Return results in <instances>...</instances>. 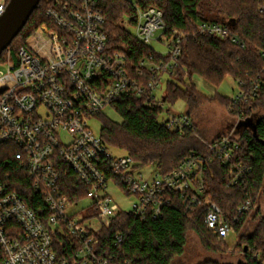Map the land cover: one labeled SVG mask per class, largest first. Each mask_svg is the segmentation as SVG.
I'll return each mask as SVG.
<instances>
[{"label":"built area","instance_id":"obj_1","mask_svg":"<svg viewBox=\"0 0 264 264\" xmlns=\"http://www.w3.org/2000/svg\"><path fill=\"white\" fill-rule=\"evenodd\" d=\"M127 1L136 13L135 36L153 51V41H164L168 60L151 55L133 69L125 53L108 46L104 12L97 0H52L47 16L57 31L40 28L20 48L17 60L9 51L6 61L0 62L6 67L0 72V165L5 158L1 166L9 167L4 171L0 166V264H123L107 254L100 239L125 211L109 195L111 185L133 198L128 212L143 222L162 218L172 195L180 194L186 204L205 207L207 228L224 241L237 237L235 224L259 209L247 199L228 220L205 194V168L215 160L228 169L232 187L250 174L248 166L234 162L235 136L221 135L205 143L206 154L193 152L174 172L163 175L153 166L138 168L127 154L115 156L92 131L90 120L120 96L144 98L148 106L165 112L156 91L164 76L173 77L183 68L181 39L164 37L163 12L142 9L140 0ZM7 2L0 0V17ZM198 28L239 43L228 26L201 23ZM239 86L235 103L257 97L259 83L248 92L242 83ZM166 112L168 130L183 135L195 129L187 113ZM63 164L87 187L82 200L72 201L65 192ZM23 173L42 197L46 217L14 189V176ZM58 238L68 240L71 258L60 254ZM115 239L121 244L123 236Z\"/></svg>","mask_w":264,"mask_h":264},{"label":"trees","instance_id":"obj_2","mask_svg":"<svg viewBox=\"0 0 264 264\" xmlns=\"http://www.w3.org/2000/svg\"><path fill=\"white\" fill-rule=\"evenodd\" d=\"M97 2L104 12L103 30L108 36V46L125 53L133 69L151 55L159 61L168 60L167 56L143 44L127 28L128 24L135 25L136 16L127 0ZM51 4L52 0H41L25 28L1 56L0 62L6 61L9 51L17 60L20 48L40 28L57 31L47 16ZM139 6L161 10L164 14V37L168 40L181 39L180 62L183 68H179L168 80L163 103L174 104L182 100L198 106L203 101H218L242 123L253 119L255 108L264 111V0H140ZM201 23L230 27L239 43H234L229 37L202 33L198 28ZM194 76H200L217 87L230 76L242 83L247 92L253 83H259V90L257 97L246 103H235L219 93L208 99L192 83ZM110 107L121 116L122 123L100 115L98 118L103 121L100 137L111 149L122 150L132 157L138 168L153 166L166 175L174 172L191 153H207L190 112L187 114L195 129L181 135L168 130L162 117L164 110L148 106L144 98L120 96ZM235 141L238 150L234 152V162L251 169L246 179L237 186H230L229 171L217 160L206 165L204 172L205 194L212 196L228 220L237 216L238 207L247 199L257 203L264 194V116L259 120L253 119ZM1 169L8 171L9 167L1 166ZM60 170L63 188L70 199L82 200L87 187L68 166L63 164ZM14 183V189L26 203L38 215L46 217V206L42 197L33 190L31 180L23 173L14 176ZM204 217L205 207L186 204L180 194H173L172 204L165 207L162 218L143 222L127 211L121 212L112 227L102 232L100 239L107 254L116 256L123 264H173L184 255L190 232L199 236L208 250L228 251V243L213 235ZM250 220L255 223V229L241 233ZM235 229L238 241L233 252L243 255L244 262L240 264H264V217L261 209L245 215L240 223L235 224ZM117 234L123 236L121 244H116ZM57 244L60 254L71 258L68 240L58 238ZM2 258L0 252V261ZM204 264L217 263L209 261Z\"/></svg>","mask_w":264,"mask_h":264},{"label":"rangeland","instance_id":"obj_3","mask_svg":"<svg viewBox=\"0 0 264 264\" xmlns=\"http://www.w3.org/2000/svg\"><path fill=\"white\" fill-rule=\"evenodd\" d=\"M126 26L133 34L136 33V28L134 25L128 24ZM33 35L28 39L27 43L32 41ZM152 48L156 52L161 54H166L168 51L166 43L160 40L153 41ZM2 71L6 72V67L1 66L0 72ZM169 79L170 76H164L159 88L156 91L157 99H159L160 101L165 95L166 85ZM192 83L195 84L200 94L208 99H212V97H214L216 93L233 99L241 91L239 83L230 76H228L218 87L213 86L207 80L200 76H194L192 78ZM163 104L165 106V112L162 115L164 119H166V117L168 116L166 112L168 110L174 111L176 113L190 112L197 130V134L202 143L211 142L222 134L230 133L229 130H232V128H234V124L238 120L231 115L227 107L223 106L218 101H203L198 106L189 105L182 100H179L174 104H171L169 102ZM103 114L113 122L122 123L121 116L111 107H107L104 110ZM252 114L253 119L259 120L264 116V111L261 108H255ZM102 126L103 121L100 118H94L90 120V127L95 135L100 136ZM236 136L239 137L238 134ZM112 152L115 156H122L126 154L124 151L117 149H112ZM146 172H148V170H145V173ZM108 193L112 197L114 203L118 204L122 209L127 212L131 210V202L133 201V198H129L124 195L114 185L110 186ZM87 204L88 202H85V205ZM257 207L261 209V214L264 217V194L260 196L257 202ZM253 229H255V223L253 221L251 222L250 220L245 224L241 233H247L252 231ZM237 237L231 236L226 241L230 248L228 251L215 252L208 250L203 245L200 237L197 236L194 232H190L184 255L177 258L173 262V264H204L209 261L216 262L217 264H240L244 262L243 255L233 252L234 246L238 241Z\"/></svg>","mask_w":264,"mask_h":264},{"label":"water","instance_id":"obj_4","mask_svg":"<svg viewBox=\"0 0 264 264\" xmlns=\"http://www.w3.org/2000/svg\"><path fill=\"white\" fill-rule=\"evenodd\" d=\"M40 2L41 0H10L0 17V58L25 28ZM252 122L253 119H249L240 126L246 127Z\"/></svg>","mask_w":264,"mask_h":264},{"label":"crops","instance_id":"obj_5","mask_svg":"<svg viewBox=\"0 0 264 264\" xmlns=\"http://www.w3.org/2000/svg\"><path fill=\"white\" fill-rule=\"evenodd\" d=\"M162 101H163V99H162ZM241 124H242V122L240 120H237V122L234 124V128H232V130H229L230 133L222 134V135H232V136L237 137L236 135L238 134L240 136L243 133V129H244V127L240 126ZM239 130L241 133L239 132Z\"/></svg>","mask_w":264,"mask_h":264}]
</instances>
